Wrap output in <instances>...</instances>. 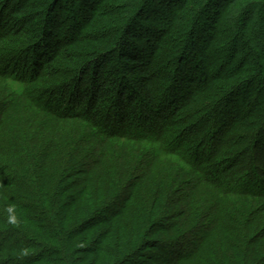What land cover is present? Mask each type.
<instances>
[{"label":"trees","instance_id":"obj_1","mask_svg":"<svg viewBox=\"0 0 264 264\" xmlns=\"http://www.w3.org/2000/svg\"><path fill=\"white\" fill-rule=\"evenodd\" d=\"M63 1L0 0V264H264V0Z\"/></svg>","mask_w":264,"mask_h":264},{"label":"rangeland","instance_id":"obj_2","mask_svg":"<svg viewBox=\"0 0 264 264\" xmlns=\"http://www.w3.org/2000/svg\"><path fill=\"white\" fill-rule=\"evenodd\" d=\"M76 5H77V2L74 4V7H76ZM164 6H166L165 7V9L166 10H169V5H166V4H164ZM72 7H73V4H72V1L71 0H65V1H63V9L61 10L62 12H60L61 14V16H64L65 17V12H68V10H71L72 9ZM216 8V6H214V8H213V6H212V8L211 9H209L208 11H207V13H206V18L205 19H203V22H202V24H201V27L202 26H204V28H209V30L212 32H214L215 31V23H216V18H215V11H214V9ZM75 10V9H74ZM71 13H73V12H71ZM41 18H39V19H37V20H40ZM71 20V19H70ZM42 25V24H41ZM39 25H37V27H38ZM202 37V39L200 38L199 40H195V42L197 43V44H199V46H201V45H203V42L204 41H206L207 40V35L206 34H204V35H202L201 36ZM240 46V48L241 49H245V50H247V49H249V51L252 53V54H254V53H259V51L258 50H256L257 48L255 47V45L252 43L251 44V46L250 45H248L247 47H241V44L239 45ZM224 51H225V49H223V50H220L218 53H217V55H215V56H217L218 57V59L219 60H221V58H223V54H224ZM198 54H200L201 55V53H198ZM201 58H203V57H201ZM201 58H199L198 56L196 57V60L198 61V63H200V62H202V59ZM206 59V60H205ZM257 58H255V57H252V59H251V62H254L255 60H256ZM203 60H205L206 61V64L207 65H211V60L209 59V58H203ZM205 61H203V62H205ZM211 71V70H210ZM160 74H162V75H164V72L163 71H161L160 72ZM251 77V76H250ZM250 82H251V80L248 82L247 81V83H249L250 84ZM6 87V83H5V85H2V87H1V90L3 89V88H5ZM7 87H8V92H10V93H14L15 91H17L19 88H18V86L16 85L15 86V83H13V82H10L8 85H7ZM244 87V86H243ZM259 88H258V83H255V84H253L252 86H249V85H247V86H245L241 91H240V94L239 95H236L235 97H233V98H235V99H232L231 97L230 98H228V102H231V103H229L224 109H222V112H225V111H228V110H230V113L232 112V113H235L236 114V111H237V108H238V110H241L240 112L241 113H243L244 111L246 112L248 109H249V107H248V104H246L245 102L247 101V99L245 100V98H250V97H252V96H255V94H256V91L258 90ZM262 97L261 98H259L258 100L260 101V100H262L263 98H264V94H262L261 95ZM245 100V101H244ZM243 104V105H242ZM242 105V108H240V106ZM263 106H264V103H263ZM240 108V109H239ZM229 112V111H228ZM244 112V113H245ZM241 113H240V115H241ZM205 116H207V114L205 115ZM233 117V116H232ZM231 119V117L230 118H228L226 121H224V120H222V118H220V119H217L215 122H213V123H209V121H207V119H205L204 121H203V123H202V125H201V127H203L204 129L206 128H209V127H213V128H215L216 126L215 125H217V126H221V124L219 125V123H221V122H223V124H227V122H229V120ZM220 120H222V121H220ZM253 119H251V120H249V121H252ZM249 121H246L245 122V124L242 126V128H241V130L239 131V132H237L236 133V135H239V134H242V133H245V132H248L249 130H250V125H248V123H249ZM251 127H252V125H251ZM185 128V126L183 127V129ZM205 129V130H206ZM219 129V128H218ZM210 131V130H209ZM232 136V135H231ZM209 137V135L207 136V138ZM235 137V135L233 136V138ZM227 144H229V142H227ZM240 147H242V146H239L238 148H240ZM237 148V147H236ZM237 148V149H238ZM255 153L256 154H258V156H259V158L261 159V156H262V154H263V147L262 148H260V143H259V145H258V147H256L255 148ZM250 154H252V153H249V154H247L248 156L250 155ZM172 162H170L169 164H171V163H173V162H175V166L176 165H180V164H182V163H180L181 161H177L178 159H176V158H173V159H170ZM257 163L258 164H260V166H262V162H259V161H257ZM168 163H166V165H167V169H170L171 170V166L169 165ZM187 177V176H186ZM179 245V244H178ZM178 245H169V246H167V252L165 251H163L162 249H156V248H146V249H144L142 252H141V254L140 255H138V257H136L135 258V260H137L138 262H140V264H165V262H162L160 259H161V257H163V258H166V257H168V256H170V255H172V253H171V251H172V248L173 247H175V248H179L180 246H178ZM181 245V244H180ZM179 250V249H178ZM170 253V254H169ZM264 253V245L263 246H260V252H259V254L260 255H262ZM174 256H175V253H174ZM154 258H156V259H154ZM161 261V262H160ZM129 264H139V263H137L136 261H134V262H131V263H129Z\"/></svg>","mask_w":264,"mask_h":264},{"label":"clouds","instance_id":"obj_3","mask_svg":"<svg viewBox=\"0 0 264 264\" xmlns=\"http://www.w3.org/2000/svg\"><path fill=\"white\" fill-rule=\"evenodd\" d=\"M7 215V222L9 224L15 225L18 221V217L16 215V207L15 205H9L6 209Z\"/></svg>","mask_w":264,"mask_h":264}]
</instances>
